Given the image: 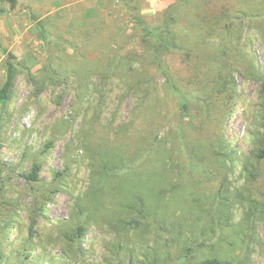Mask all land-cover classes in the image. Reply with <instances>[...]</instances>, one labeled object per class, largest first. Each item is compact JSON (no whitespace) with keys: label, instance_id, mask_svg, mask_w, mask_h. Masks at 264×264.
<instances>
[{"label":"rangeland","instance_id":"obj_1","mask_svg":"<svg viewBox=\"0 0 264 264\" xmlns=\"http://www.w3.org/2000/svg\"><path fill=\"white\" fill-rule=\"evenodd\" d=\"M4 9L0 87L8 58L17 72L0 105V264H264V0H18ZM173 9L189 63L140 38L138 19L159 27ZM155 54L186 91L184 114ZM113 57L124 65L110 72ZM198 87L205 101L193 98ZM146 88V117L134 127L159 125L149 137L167 142L182 188L157 209L163 228L121 229L111 215L118 191L98 216L79 205L92 154L114 145ZM33 163L39 179L28 182L21 173Z\"/></svg>","mask_w":264,"mask_h":264},{"label":"trees","instance_id":"obj_2","mask_svg":"<svg viewBox=\"0 0 264 264\" xmlns=\"http://www.w3.org/2000/svg\"><path fill=\"white\" fill-rule=\"evenodd\" d=\"M17 1L18 0H1L0 13L4 12L5 4L9 5V9H13L16 6ZM175 12L174 9L170 11L168 14L169 19L165 20V22L159 27H152L149 23L142 19H138L137 26L144 30V33L141 34L140 38L144 44L155 49L156 53L161 50L164 51L169 49H174L173 51L181 50L184 60L189 63L192 57V50L190 51V49L184 44L178 43L176 36L178 37L179 28L175 24ZM114 57L108 62L112 66L110 72L119 70V67L123 68L124 65V62L120 63L118 58ZM198 58L199 56L197 55V59ZM128 60L130 61L132 59L129 57ZM154 62L158 71L164 77L168 93L176 96L177 104L182 110L181 114H184L188 108L189 102L187 100L186 91L181 89V87L175 82L169 68L163 63V59L159 54L154 55ZM16 72L17 69L15 64L8 58L5 62L4 81L0 87V105H3L10 98ZM224 77V74L219 72L218 75L212 79L213 84L215 85L214 82H216L217 79ZM199 82V80H196V83L199 84ZM134 86L139 85L134 84ZM222 92V87H219L216 90L217 94ZM204 93L208 94L206 91L203 92L200 87H198L192 92L194 95L193 98L195 100L205 101V99H200ZM150 94V90L146 88L143 92L141 102L135 108V119L133 118L129 123L122 125L115 131L116 140L114 145H111L110 147L106 146L107 150L104 153V149H101L100 154L98 152L92 154V180L86 191L84 203L82 201V205H79L80 213L83 216L87 218L98 216L97 213L104 210L105 205L109 200L107 192L109 190L113 192L118 191L119 202L115 204V209L111 211V215H117L118 218L116 217L115 220H118L120 224H113L114 226H118L121 229L141 227L144 231L152 225H157L159 229L163 228L158 226V223L164 222V220L162 219V215L157 214V209L161 208L165 210L164 208L168 203L167 200L172 196L173 198L176 197L180 188H182V185L180 182H176L175 179L176 165H168L165 161V153L167 150L164 144L167 142L162 139L157 140L156 136L153 137V139L149 137L153 132L157 133L159 125L153 123L150 129H143L140 132L134 127V123L138 118L142 119L146 117L143 113L145 110L144 106L146 105V100L148 101L147 96ZM205 96L210 97V95ZM147 107H149V101ZM138 110L141 113L137 117ZM143 121H137V123L140 124ZM119 136H121V138ZM50 146L51 143L49 142L46 144L45 148ZM263 157L264 145L258 155V158ZM187 165L188 164L185 161H183V165H180L181 171L183 169L180 178H184V180H187L188 173L190 174L191 172L187 169ZM1 167L2 164L0 161V173ZM40 170L41 165L39 163H33L30 171L27 173H21V176L28 182H34L39 179ZM191 175L193 176L192 173ZM195 182L197 181L195 180ZM82 230L83 228L80 226L78 232L82 233ZM189 250L190 248H187L185 253L187 254ZM198 264L233 263L213 257L202 260Z\"/></svg>","mask_w":264,"mask_h":264}]
</instances>
